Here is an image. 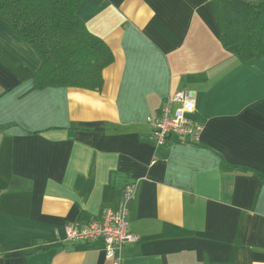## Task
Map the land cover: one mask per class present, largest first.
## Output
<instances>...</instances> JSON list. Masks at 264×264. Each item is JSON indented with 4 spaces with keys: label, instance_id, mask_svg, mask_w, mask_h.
Instances as JSON below:
<instances>
[{
    "label": "crops",
    "instance_id": "0c3cea01",
    "mask_svg": "<svg viewBox=\"0 0 264 264\" xmlns=\"http://www.w3.org/2000/svg\"><path fill=\"white\" fill-rule=\"evenodd\" d=\"M79 16L114 56L99 91L34 89L41 60L0 20V264H111L65 227L131 184L121 264H264V57L224 48L219 0H86ZM182 91L200 142L156 146L148 119Z\"/></svg>",
    "mask_w": 264,
    "mask_h": 264
},
{
    "label": "trees",
    "instance_id": "16d2710c",
    "mask_svg": "<svg viewBox=\"0 0 264 264\" xmlns=\"http://www.w3.org/2000/svg\"><path fill=\"white\" fill-rule=\"evenodd\" d=\"M86 0H0V20L41 60L34 89H102L111 49L79 16ZM101 1V0H97ZM224 48L238 46L247 63L264 57V0H219ZM1 130V128H0Z\"/></svg>",
    "mask_w": 264,
    "mask_h": 264
},
{
    "label": "built area",
    "instance_id": "2783aa9c",
    "mask_svg": "<svg viewBox=\"0 0 264 264\" xmlns=\"http://www.w3.org/2000/svg\"><path fill=\"white\" fill-rule=\"evenodd\" d=\"M196 98L193 93L182 91L164 101L156 116L150 117L152 138L156 146H164L171 137L177 143L196 145L200 142L203 127L194 124L188 115L195 109ZM175 106V107H174ZM138 194V185H129L118 209L108 208L101 216L92 220L84 228L73 225L65 227L66 240L70 242H89L101 239L104 242L105 259L111 264H121L120 251L138 237L130 230L129 204Z\"/></svg>",
    "mask_w": 264,
    "mask_h": 264
}]
</instances>
